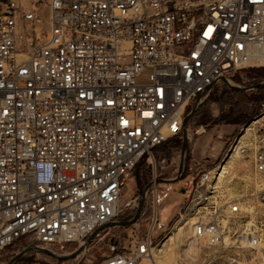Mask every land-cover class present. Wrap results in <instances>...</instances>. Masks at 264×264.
Segmentation results:
<instances>
[{
    "label": "built area",
    "instance_id": "built-area-1",
    "mask_svg": "<svg viewBox=\"0 0 264 264\" xmlns=\"http://www.w3.org/2000/svg\"><path fill=\"white\" fill-rule=\"evenodd\" d=\"M17 1L0 0V257L21 243L76 251L106 224L132 220L125 180L146 159L141 218L105 228L73 261L100 243L106 253L90 264H157L158 184L175 178L159 176L154 152L183 137L184 118L222 78L264 66L252 64L264 49V0H31L30 10ZM247 130L251 175L264 179V116ZM218 172L190 163L177 215L198 246L259 249L263 223L234 228L242 202H223ZM250 197L264 206V180ZM139 205L133 197L126 208Z\"/></svg>",
    "mask_w": 264,
    "mask_h": 264
},
{
    "label": "rangeland",
    "instance_id": "rangeland-1",
    "mask_svg": "<svg viewBox=\"0 0 264 264\" xmlns=\"http://www.w3.org/2000/svg\"><path fill=\"white\" fill-rule=\"evenodd\" d=\"M17 3L26 10L31 9V0H19ZM40 13L45 22V29L50 36L51 12L49 8H43ZM18 29L19 37L25 33V29L22 27ZM18 45L21 50H24L21 41ZM261 82H264V66L241 70L230 76V84L241 88L261 84ZM263 116L264 89L239 92L230 86L228 87L224 82H220L213 87L212 92L201 103L196 115L188 125V148L193 154L195 163H200L207 170H212L217 166L219 172L223 170L221 166L229 163L227 166L228 174L219 184L220 193L225 204L231 203L232 198L241 200L243 216L234 225L235 229L241 231L246 225L255 222L263 223L264 227V206L254 207L250 197L254 184L264 179L251 175L252 163L257 150L254 143L255 134L247 130L250 126H258L262 122ZM202 128L205 132L197 134V131ZM246 136L248 139L243 142ZM182 145L183 137L167 143L154 152L161 178L178 177ZM238 146L240 148L239 153L235 151ZM189 154H187L186 159ZM151 174L152 169L145 159L125 180L121 199L123 217L133 218L135 216L138 208L128 210L126 205L133 197L137 203H141ZM158 185L160 189L158 207L160 223L154 231V239L160 240L158 250L164 243H166L165 249L175 248L174 264L182 262L183 264H264V242L259 249L244 248L240 245L230 246L229 244L221 248L204 244L198 246L193 243L191 226L185 227V238L179 241L180 245H170V237L177 232V225L184 227L186 221V219L181 220L180 216L177 215L183 202V178L175 183H159ZM106 231L118 232L114 227H109ZM191 245L196 248L197 254L196 252L195 254L189 253ZM26 248H31V246L28 247L27 243H21L11 247L0 257V264H9ZM106 249L105 244L93 245L90 249V255L82 264H90L100 260L102 255L106 253ZM50 251L57 255H71L75 252V247L50 249ZM15 264H76V262L73 260H56L43 252L30 251L26 252V255Z\"/></svg>",
    "mask_w": 264,
    "mask_h": 264
},
{
    "label": "water",
    "instance_id": "water-1",
    "mask_svg": "<svg viewBox=\"0 0 264 264\" xmlns=\"http://www.w3.org/2000/svg\"><path fill=\"white\" fill-rule=\"evenodd\" d=\"M43 1V0H42ZM222 82H224L228 87H232L235 91H240V92H245V91H251V90H261L264 88V82H261V84H256V85H251L245 88H241V87H237L234 86L232 84H230V82H228L225 78L221 79ZM212 89V87H210ZM198 103V102H197ZM199 106H195V108L188 114L186 115V117L184 118V124H183V132H182V136H183V145L181 148V157H180V165H179V173H178V177L172 180H168V181H164L161 180V183H175L178 182L180 180H182V178L184 177V173L186 170V157L188 154V140H189V136H188V125L191 121V119L196 115L197 111H198ZM145 204V197L143 196L141 199V203L137 209V212L135 214V216L133 217L132 220L130 221H121V222H113L110 224H106L104 227L98 229L95 233L92 234V236L90 237V239L88 240L87 244L81 248H79L78 250H76L73 254L71 255H60V254H56L54 252H51L50 250L47 249H41L38 247H31V248H27L25 251H23L20 255L16 256L13 260L10 261L9 264H15L18 260L21 259V257H23L24 255H26V252H30V251H35V252H39V253H45L53 258H55L56 260H61V261H66V260H74V258L76 256H78L80 253L83 252V250L87 249L96 239L97 234L102 232L103 230H105V228L108 227H129L132 224L137 223V221L141 218V213H142V209L144 207Z\"/></svg>",
    "mask_w": 264,
    "mask_h": 264
},
{
    "label": "bare ground",
    "instance_id": "bare-ground-1",
    "mask_svg": "<svg viewBox=\"0 0 264 264\" xmlns=\"http://www.w3.org/2000/svg\"><path fill=\"white\" fill-rule=\"evenodd\" d=\"M252 64H257L258 66L264 65V49L262 51H260V53H258L257 57L252 62ZM247 139L248 138L246 136V138L243 139V142L247 141ZM238 150H240L239 146L237 147V149L235 151L238 152ZM228 165H229V163L224 165V166H221V168H223V170H222V172H218V173H220L219 183H220V181H223L225 179V177L227 176V174H228V167L227 166ZM179 226L177 225V227H176L177 232L173 236L170 237V240H169L170 245H177V244L180 245L179 241L181 239L185 238L184 230H185V227H187L188 225L186 224L184 227H181V226L179 227ZM165 245H166V243H164L163 246H161L159 248V250L156 248L158 251V252L157 251L155 252L156 262H157V264H174L173 258H174V249L175 248L170 247L169 249L168 248L165 249ZM190 248L191 249H190L189 253L195 254L196 248L193 247L192 245ZM196 254H197V252H196ZM194 256H196V255H194ZM180 264H183V262Z\"/></svg>",
    "mask_w": 264,
    "mask_h": 264
},
{
    "label": "trees",
    "instance_id": "trees-1",
    "mask_svg": "<svg viewBox=\"0 0 264 264\" xmlns=\"http://www.w3.org/2000/svg\"><path fill=\"white\" fill-rule=\"evenodd\" d=\"M264 89V88H263ZM240 92V91H239ZM174 141V140H173ZM173 141H170V142H168V143H171V142H173ZM167 145V144H166ZM188 153H190L189 155H188V158L186 159V168L190 165V163L193 161V155H192V152H191V150H189V148H188V151H187ZM183 179H184V177H183Z\"/></svg>",
    "mask_w": 264,
    "mask_h": 264
},
{
    "label": "crops",
    "instance_id": "crops-1",
    "mask_svg": "<svg viewBox=\"0 0 264 264\" xmlns=\"http://www.w3.org/2000/svg\"><path fill=\"white\" fill-rule=\"evenodd\" d=\"M193 155V154H192ZM192 162H194V157H193V161Z\"/></svg>",
    "mask_w": 264,
    "mask_h": 264
}]
</instances>
